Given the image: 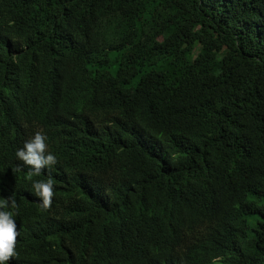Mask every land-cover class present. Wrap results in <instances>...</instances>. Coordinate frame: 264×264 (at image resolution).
Returning a JSON list of instances; mask_svg holds the SVG:
<instances>
[{
  "label": "trees",
  "instance_id": "obj_1",
  "mask_svg": "<svg viewBox=\"0 0 264 264\" xmlns=\"http://www.w3.org/2000/svg\"><path fill=\"white\" fill-rule=\"evenodd\" d=\"M0 200L6 264H264V0H0Z\"/></svg>",
  "mask_w": 264,
  "mask_h": 264
},
{
  "label": "clouds",
  "instance_id": "obj_2",
  "mask_svg": "<svg viewBox=\"0 0 264 264\" xmlns=\"http://www.w3.org/2000/svg\"><path fill=\"white\" fill-rule=\"evenodd\" d=\"M46 137L40 132H35L30 139L24 142L23 147L16 150V157L25 165H30L29 175H37L42 168L50 167L56 162L52 153H46ZM32 194L39 197L40 207L47 209L52 202V180H33ZM10 199V198H9ZM4 200H0V209H3ZM14 208V201H13ZM12 210H0V264H6L10 257L15 256L14 244L17 232Z\"/></svg>",
  "mask_w": 264,
  "mask_h": 264
}]
</instances>
